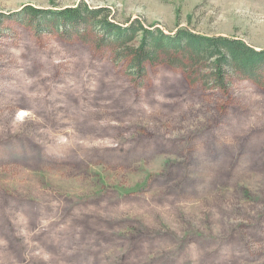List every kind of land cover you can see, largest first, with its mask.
I'll return each mask as SVG.
<instances>
[{
    "label": "rangeland",
    "instance_id": "374dc122",
    "mask_svg": "<svg viewBox=\"0 0 264 264\" xmlns=\"http://www.w3.org/2000/svg\"><path fill=\"white\" fill-rule=\"evenodd\" d=\"M82 4L264 50V0H0V264H264V86L135 80L97 32L43 30Z\"/></svg>",
    "mask_w": 264,
    "mask_h": 264
},
{
    "label": "trees",
    "instance_id": "16d2710c",
    "mask_svg": "<svg viewBox=\"0 0 264 264\" xmlns=\"http://www.w3.org/2000/svg\"><path fill=\"white\" fill-rule=\"evenodd\" d=\"M24 14V22L29 25L45 13L27 7ZM44 19L47 25L43 30L48 32L61 30L65 33L80 27L84 31L97 32L100 38L96 46L105 47L115 62L126 64L135 80L145 76L148 65L165 62L173 68L186 67L193 73L205 71L206 79L219 89L225 88L227 78L232 75L264 86V75H259L264 74V50L256 51L238 39L209 37L186 29L165 34L139 20L118 25L110 21L109 11L90 10L83 4L76 9L48 12Z\"/></svg>",
    "mask_w": 264,
    "mask_h": 264
}]
</instances>
